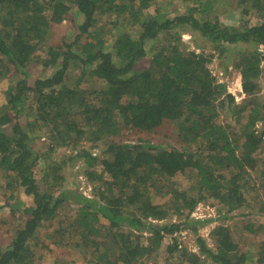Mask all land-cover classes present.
Here are the masks:
<instances>
[{
	"label": "trees",
	"instance_id": "1",
	"mask_svg": "<svg viewBox=\"0 0 264 264\" xmlns=\"http://www.w3.org/2000/svg\"><path fill=\"white\" fill-rule=\"evenodd\" d=\"M181 2L186 12L170 18L168 0H0V83L10 81L0 175L19 211L0 264H41L47 226L51 244L90 264H144L167 238L175 264H200L180 248L182 232L197 236L212 264H264V249L251 261L241 246L244 231L253 234L245 217L264 215V0H237L236 24L212 17L202 0ZM72 12L77 33L56 38L53 27ZM184 34L206 46L188 49ZM214 61L224 79L244 73L240 104ZM34 66L43 73L30 82ZM87 76L104 88L81 86ZM152 131L163 135L141 136ZM64 149L60 167L81 159L91 198L75 182L66 189L53 159ZM201 204L232 220L211 231L215 249L199 236L213 220L192 217Z\"/></svg>",
	"mask_w": 264,
	"mask_h": 264
},
{
	"label": "rangeland",
	"instance_id": "2",
	"mask_svg": "<svg viewBox=\"0 0 264 264\" xmlns=\"http://www.w3.org/2000/svg\"><path fill=\"white\" fill-rule=\"evenodd\" d=\"M203 4L206 5L208 10H211L212 17H219L222 20H225L226 24H236L237 20L240 19L241 11L237 9V0H202ZM165 2V1H164ZM167 10H166V9ZM166 10L168 16L170 18H175L181 14L186 12L185 4L181 2V0H168V4L163 5V9ZM190 12V11H189ZM234 18L236 20L234 21ZM81 23V17L77 15L75 12L70 14V17L67 21L62 23L61 25H56L53 27V33L56 38H61L66 36L68 38L73 39L75 34L77 33L74 29L75 26ZM183 38L185 39V43L187 48L190 50H197L198 52L201 50V47L206 46L204 40L198 39L197 41L192 40L190 34H184ZM146 61H143L140 64V67H145ZM210 68L213 70L215 74H218L221 81H225L229 85V92L234 97L236 104H240L243 100H245L248 95L243 94L242 85L246 81L244 73L238 71H234L231 76H227L224 79L223 69L219 67L218 61H214ZM233 69V66L231 67ZM30 77L29 81L32 82L35 78L39 77L43 73V69L41 66H34L31 67L29 70ZM9 80H3L0 83V107L6 102L5 98V91L8 88ZM83 84V85H82ZM81 86H84L86 89L92 88H104L105 82L99 79H91L88 76L83 80ZM32 102V98L28 100V103ZM224 118L229 117L230 114L225 113ZM262 125L259 124V127ZM163 133H159L157 131H152L149 133L142 134L141 136L144 138H161ZM170 140L174 142L176 145H180L181 142L179 139L176 138V135H173ZM69 151L59 150L54 153L53 159L57 162V165L63 174L66 175V180L64 181L65 184L70 183L69 187L66 189H72L75 187L74 182L76 183L77 192L91 198L92 195V184L89 182V177L87 175V168L82 165V161L79 158H74L67 166L61 165V161L64 159L65 156ZM40 172H37V176ZM6 180L5 178L0 175V250H5L8 246L11 245V238L13 235V231H16V227L18 222L12 219L13 215L12 212H15L14 208L10 206L13 204L15 200H8L9 195L11 194L6 189ZM17 194H20L22 198L25 199L24 193L22 190L18 191ZM24 201V200H23ZM25 202L30 203L27 199ZM73 206L66 208L67 212ZM19 214V211L15 212ZM192 217L195 219L207 220L212 219L213 221L208 225L201 228L199 231V236H201L207 243L209 248L215 249L214 241L212 240L210 233L211 231L218 225H229L232 224V220H223L221 219V215L218 213V210L213 205H199L193 212ZM239 218V217H238ZM236 217L235 220H238ZM243 219V218H241ZM245 222L253 231V234L248 230H245L244 234V241H241V246L244 248L245 251H248V257L252 261L257 258V255L261 250L264 249V215H254V216H247L245 217ZM50 226L44 227L43 231L45 232L46 229H49ZM59 228L63 229V223L59 224ZM12 231V232H11ZM44 232L41 234V248L38 252L40 255H43L41 264H90L92 263V258L89 255L85 256V253L77 250L74 247H56L55 245L51 244L50 240H48ZM178 237V243L181 245L180 248H184L188 250L190 253L197 254L200 256L201 261L200 264H212L209 257L205 255H200V247L198 245L197 236L192 234H187L186 232L178 233L176 235ZM173 240L167 238L164 241L161 251L155 255V258L146 261L144 264H166L168 256L171 258L170 262L175 264L179 262L178 254L179 252H174L173 254H169L167 248L172 246ZM169 254V255H168ZM88 259V262L86 261ZM92 261V262H91ZM189 264V263H183ZM258 264V263H256Z\"/></svg>",
	"mask_w": 264,
	"mask_h": 264
}]
</instances>
